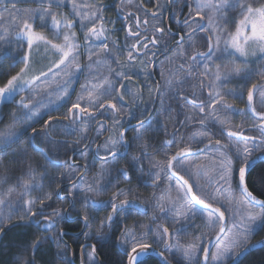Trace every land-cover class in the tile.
<instances>
[{"label":"snow or ice","instance_id":"1","mask_svg":"<svg viewBox=\"0 0 264 264\" xmlns=\"http://www.w3.org/2000/svg\"><path fill=\"white\" fill-rule=\"evenodd\" d=\"M18 0H0V19H3V11H8L10 18L14 21L15 38L18 47L23 51V55L16 59L13 63L23 64L18 72L11 75L6 83L0 86V106L4 103H17L24 109L25 126L23 131L17 130L18 120L14 116L13 124L9 126L5 133L0 134V149L10 148L12 144L17 143L23 132L31 125L28 121L36 119L39 115L37 104L32 101L36 95L44 91V86L51 79L58 81L56 89L57 100H65L70 98V82L75 74L87 71L86 82L82 86L81 94L77 96L76 101L71 104L68 113L62 120L49 116L45 121V128L51 127L53 124L62 123L63 121H71L73 124L80 123L84 120H95L96 115H104L111 111L114 115H118L123 111L122 107H118L116 101L122 104L125 94L131 93L125 83L131 77L125 71H117L112 68V63L117 67L121 66L118 59L119 48L127 49V62L132 63L138 57H146L143 63L145 65L146 75H150L147 71L148 64L161 52L168 50V40L165 38V27H160L159 22L165 7L177 3L178 0H166L164 5L157 3L155 11L148 10L142 5H135L137 12H143L145 18L141 21L139 15L135 19L136 31L133 26L128 23L133 16L131 12H124L123 8L118 11L122 14L125 21L126 39L122 45H118L117 41L109 43V35L114 29L107 28V23L115 24L114 21H106L104 16V4L82 3L80 0H35L38 7L18 9L16 7ZM151 2V0H149ZM189 7L188 17L183 20L176 19V23L185 31L182 33H173L168 30L169 36H177L176 44L179 46L174 53V58L185 59L186 64H180L178 67L181 71L185 70V76L182 79L199 78L198 87L208 88L207 100L200 99L196 96L192 99L184 96V93L177 89L179 95L186 101L191 102L194 109L198 111H189L185 113V121L199 125L201 128H209L211 124L218 125V133L226 134L227 143H221L220 140H213L211 131H198L191 137H181L183 147L168 156L166 161H152L150 176L153 178V185H158L162 180L168 181L169 194L157 198L156 207L158 215L153 220L167 217L171 214V232L167 225L157 226L154 232V239L162 242L168 251H173L167 237L184 231L190 226L197 216L206 221L209 229L208 244L212 243L214 235L217 244L216 251L211 257V264H235L238 258L251 246V238L258 227H264V200H257L256 197L248 190L246 176L254 166L253 154L264 153V91L259 92L260 109L253 105V95L261 86L252 84L247 90V108L250 110L254 119L258 120V124L251 126L252 130H257L259 135L249 136L245 134V128L241 125L232 126L229 123L230 113L239 111L243 113L244 109L237 110L233 105L224 102V96L220 92V88L224 82L231 79L233 75L239 76L241 69H228L227 65H223L224 71H221L222 64H217L231 58L241 59L245 64L248 63L250 57H257L264 60V0H183ZM11 3V8L7 7ZM66 5L71 6L69 15L53 10L62 8ZM182 11V10H181ZM194 11V15L192 12ZM23 13L22 16L12 17L11 13ZM151 15L156 23L152 25V36L149 38L147 33L149 21L148 15ZM198 18V19H197ZM37 24L41 28H48L53 33V38L49 39L43 31H37ZM143 25V27H142ZM77 28L83 33V42L77 33ZM7 31V29H5ZM187 36V43L185 37ZM199 37L203 41L205 51L196 49V40ZM133 40L134 43H129ZM58 41V42H57ZM24 44L26 49L24 50ZM41 49L47 54L51 52L58 59L52 61L50 66H46V70H41L38 74L29 75L32 71L31 56L33 51ZM116 50L115 52L113 50ZM191 55H188V52ZM87 55V63L82 65L79 58ZM173 58L166 60L171 63ZM103 66L108 69V75L99 73V68ZM202 69L198 73L196 69ZM213 68L215 69L213 71ZM163 76V73L161 74ZM244 78V77H242ZM264 80V73L261 74ZM171 86V82H168ZM119 85V86H117ZM159 91V86L158 89ZM28 92L29 96H20V100L16 101L15 97L21 93ZM115 94V95H114ZM136 95L135 93H131ZM229 95H240L236 90H227ZM39 103V102H37ZM163 104V101H161ZM43 107V105H41ZM206 108L208 111H206ZM225 115L221 116L220 112ZM3 117L0 116V120ZM119 125V122H115ZM138 136L143 134L144 124L137 125ZM105 130V125L100 124L97 137ZM73 131L86 132L87 129H73ZM36 134V129H32ZM235 141V143H233ZM176 142L175 135L172 140L166 141V145ZM193 144L197 147L193 148ZM123 147L125 152L122 153L120 148ZM128 143L124 137V130L117 132L116 138H109L105 144L97 145L95 151L98 154L101 150L107 155L104 157L105 163L114 162L118 157L125 155ZM215 150L211 156L213 167L211 170L203 164L195 163L189 157L198 156L201 152ZM24 153V149H20ZM231 153V155H230ZM6 154V153H4ZM48 159L47 154L43 153ZM84 153H82V156ZM235 157V159L233 158ZM110 158V160H109ZM136 166L139 165L141 157H134ZM259 159V158H258ZM175 162V163H174ZM80 167V166H77ZM121 174L127 177V172L121 170ZM29 180L23 181L21 187L23 191L17 196L16 203L25 211L29 221H34L38 215H44L46 208H51L52 196L50 193H44L42 198H37L39 209L36 208V199H25L32 191H42L44 185L35 180V170L29 168ZM47 175L45 172L41 176ZM78 176L77 172H73L67 179H73ZM187 177V178H186ZM83 182V178H80ZM191 181V182H190ZM243 196L238 201L242 213H237L238 222L233 223L232 229H229L226 236L225 233V210L224 204L231 208L233 200L226 192H231L233 182ZM7 183L6 177H0V185ZM93 183H96L93 181ZM67 186V185H66ZM57 189L60 188L58 184ZM175 190L176 196H171V191ZM195 189V191H194ZM12 188L8 189V193L12 192ZM83 191L84 200L87 203L91 200L92 206H104L105 202L96 201L91 198L89 193L93 191L90 184L84 183V187L80 184H74L69 189L67 198L75 199V192ZM59 195V192H57ZM119 195H124V190L118 189L114 192L111 199V212L107 216V221L111 223L114 215L125 211V206L134 203L127 197L117 202ZM11 203L0 199V205ZM144 201H141L143 204ZM259 206L261 211H254L255 206ZM62 209H52L50 215L45 216V230H51L56 227L58 220L61 218ZM4 217L0 215V225H3ZM24 220V217H20ZM10 222V217L8 218ZM85 222L88 221V215L83 216ZM103 224L104 221H101ZM162 228V231H161ZM4 234V227L0 226V235ZM98 237L100 234H97ZM148 233H142L141 238L147 239ZM57 236L62 237V230L54 233L46 239L55 240ZM202 239V238H201ZM37 241L31 245V255L24 253L14 257L16 264H36L35 253L38 251L39 244ZM131 244L130 250L127 251L128 264H143V259L154 251L152 244L147 242H138L135 235H126L122 244L124 246ZM258 243H264L260 241ZM208 244H190L186 248L176 250L182 251L183 256L187 259L188 264H209L210 249ZM202 259L197 255L201 251ZM82 249L84 246H81ZM92 253H95L96 245H91ZM27 251V250H26ZM163 260V264H167V257L163 253H157ZM90 264H98L94 255L89 256Z\"/></svg>","mask_w":264,"mask_h":264},{"label":"flooded vegetation","instance_id":"2","mask_svg":"<svg viewBox=\"0 0 264 264\" xmlns=\"http://www.w3.org/2000/svg\"><path fill=\"white\" fill-rule=\"evenodd\" d=\"M80 2L89 4H104L107 6L104 11L106 21L115 22V24L106 22L105 25L109 29H114L108 33L111 47L112 40L117 41L118 45H122L126 39V32L124 30L125 21L118 9L123 8L124 12L133 13V16L129 19L128 23L133 26V31H136V16L139 15L141 21H143L145 14L143 12L138 13L135 5L142 4L150 13L151 11L156 10L155 5L157 0H151V2H149V0H80ZM159 3L164 5L166 0H159ZM53 10L69 15L71 12V6L66 5L62 8H56L53 6ZM189 12L190 9L183 2V0H178L177 3L164 8L158 26L166 28L164 36L168 40V50L166 52L161 51L154 58V60L148 64L147 71L150 72V75H146L145 65L143 63L144 59H147L146 57H138L136 61L128 63L126 59L127 49L123 47L119 48L118 59L121 61V66L117 67L115 63H112L111 67L116 68L117 71L123 70L131 77V79L129 81H125V83L127 87L131 89V93L136 94H125L122 104L120 101H116L118 107L123 108V111L120 114L114 115L111 111H109L104 115H96L95 120H84L75 124L71 121H63L62 123L53 124L51 126L53 134L49 135L52 138V144L50 145L49 142H47L41 145V148L48 149L45 151L48 159H45L50 165H52V167L65 168L68 170H65V172L70 173V176L73 172L78 173L76 178H63L62 183L59 184L60 188L56 190V195L57 192H59V195H57L59 198L66 197L68 192L64 191V193H62V191L66 188H71L74 184H79L81 177L87 184H91L92 180L90 181V178L95 176L93 179H101L100 182H102V186H104L100 198L96 199L97 201L105 202L104 206H98L95 210H93L95 212L100 211V214L103 217L104 223L101 232H97L94 229L92 230L89 228L86 233V229H88V221L85 222L83 217L77 215L70 217L68 213L69 209L74 207L75 202L79 201L78 196L75 194V199L67 198L69 204L62 212L64 219L68 221L80 220L82 223L79 231L68 232L62 230L63 236L59 237L66 243L70 256V264H90V255H94L98 264H103L102 260L97 255V251L95 250V253H92L91 245L93 244L97 247L100 244L111 242L113 243V247L117 251L121 252V254L127 253V251L130 250L131 244L129 243L127 246L122 244L126 235H135L138 242H147L152 244L153 249H160L164 244L162 242H157V240L154 239V232L149 231V229L151 228L155 230L157 226L167 225L171 232V214L167 217L155 221L153 220V217L158 215V208L156 207L157 198L167 196L169 194V189L168 181L166 179L162 180V182L158 185H153V178L150 176V172L152 171L151 162L166 161L168 156H171L178 150V147H183L184 143H187L188 137H191L198 131H211L213 140H220L221 143H227L226 134L221 135L218 133L219 126L216 127L210 125L209 128H201L199 125L191 122L183 123L186 119V112L198 111V109L193 108L190 100L186 101L183 97H181L177 89L182 91L184 96H188L192 99H195L196 96H198L200 99L207 100L208 96V88L206 85L203 88L198 87L199 78L193 77L191 79H182L185 76L186 68L181 71L178 66L180 64H186V58H174V53L179 47L176 44L178 37L168 35L169 29L173 33H182L185 31L175 21L176 19L183 20L188 17ZM192 14L194 15V11ZM147 19L149 21L148 31L147 33L142 32L141 34L147 35L150 38L153 34L152 25L156 22L153 21L150 14L147 16ZM76 30L81 42H83V33L79 31V28ZM37 31H43L49 39L53 38L52 31L48 28L39 27V24H37ZM194 39L196 40V49L199 51H205L206 49L203 45V41L199 37ZM128 42L134 43L133 40H129ZM185 43H187V36L185 37ZM113 51L115 52L116 50L114 49ZM22 55L23 51L20 56ZM38 55L39 61H41L40 56L51 59L52 61L58 59V56H54L51 52L46 54L43 49L38 51ZM188 55H191L190 51L188 52ZM169 58H173L172 62L166 63L165 61ZM79 60L82 65L86 64L87 55H82ZM216 63L222 64V72L224 71L223 65H227L228 69L239 68L242 70L239 76L233 75L232 78L224 82L223 86L220 88V92L224 96V102L226 104L233 105L237 110H245L243 113L236 111L228 114L230 117L229 123L233 127L242 124L245 128L246 135H259L257 130L251 129V126L253 124H258L259 121L253 118L250 110L247 108V90L252 86V84H258L261 86L254 91L253 95V105L257 107V110H261L259 92L264 91V80L261 79V74L264 73V60L258 58L252 59L250 57L248 63L245 64L241 59H235L232 61L231 58H229L223 62L218 60ZM16 65L17 63L15 66ZM10 67H14L13 63ZM21 67H23V64H19V68L13 72V74H11V68L9 69V73L4 74L14 75ZM252 67H255L254 75H252ZM41 70H46V68ZM201 70L202 69L198 68L195 71L198 73ZM214 70L215 69L213 68V71ZM99 73L102 75H108V69L101 66L99 68ZM162 73L163 76L161 75ZM11 75H8L7 79ZM76 75L79 77L77 82L75 81ZM75 76L70 82V98H66L65 100H57L56 98V89L59 83L58 81L50 79L44 86V88H49L50 85L52 86V95L55 99V102L53 103V106L55 107L53 117H56L59 120H62V118L68 113V109L71 104L76 101V91L79 92V95L81 94L82 86L86 82L87 71L77 73ZM7 79L1 82L0 85L6 83ZM168 82H171V86H169ZM158 86L159 91L157 90ZM229 89L236 90L240 93V95L233 96L227 94V90ZM193 93H195L196 96H193ZM21 95L28 96V92L26 91L17 95L15 100L19 101ZM161 101H163V104ZM14 106H18V104L4 103L0 106V116L3 117V113L1 112L2 107L7 108L6 111L9 117L11 108H14ZM153 106L154 110L148 117ZM163 107L167 108V117L168 115L170 117L168 124L165 122L166 118L163 119L158 116L160 108ZM206 111H208L207 108ZM48 118L49 117L38 119V121L41 122L40 130H44L43 122L47 121ZM158 120L161 121L160 125L157 124ZM116 121L119 122L118 126L115 123ZM101 123L105 125V130L99 135V137H97V132ZM141 123L144 124L143 134L139 135V138H137V125ZM73 129H87V131L80 132L73 131ZM121 129L124 130V137L128 143L126 154L118 157L114 162L106 164L104 157L107 154L102 150L97 154L95 149L97 145L105 144L109 138H116L117 132ZM173 135H175L176 142L171 145H166L165 142L172 140ZM181 137L185 138L184 143L181 142ZM233 143H235V141H233ZM195 147H197V145L193 144V148ZM48 151L53 156H51ZM120 151L124 153L125 149L121 147ZM214 151L215 150L213 149H209L208 151L201 152L198 156L189 158L195 163L203 164L206 168L211 170L213 167L211 156ZM82 153H84L83 156ZM256 154L261 153H254L253 157ZM134 157H141L138 162L140 166H136L133 159ZM233 158L235 159V157ZM121 170H125L127 172V177L121 174ZM118 189L124 190V195H119L117 202L127 197L130 201H134V203L125 206V211L115 214L113 221L109 223L107 221V216L111 212L110 202L113 193L117 192ZM170 194L174 198L176 196L175 190L173 189ZM225 194L231 196L233 200L231 208H229L227 204L223 205V208L226 209V231L228 221H238L239 217L237 213L243 212V209L238 203V201L243 199V196L240 190L236 188L235 181L233 182L231 192H226ZM141 201H144V203L141 204ZM197 219L202 221L203 218L197 216ZM145 232L148 233L147 239H140L141 234ZM98 233L100 234L99 237L97 235ZM67 234H69L73 240L69 242L66 241L64 236ZM185 236L186 234L184 231H181L167 237V239L170 238L169 244L172 246L173 251H168L166 249L162 251L164 257H167V259L171 261L170 258L174 255V244L177 240H182V242L186 241ZM198 236L201 235L198 233L197 239L194 238L190 240L189 243L203 245L204 242L201 239L202 237ZM82 245L84 246L83 249L81 247ZM127 258L128 256L126 259ZM185 261L186 263H184ZM177 263L188 264V261L185 260L184 256H182L178 257ZM209 264H211L210 260Z\"/></svg>","mask_w":264,"mask_h":264},{"label":"trees","instance_id":"3","mask_svg":"<svg viewBox=\"0 0 264 264\" xmlns=\"http://www.w3.org/2000/svg\"><path fill=\"white\" fill-rule=\"evenodd\" d=\"M23 13L13 12L12 17L22 16ZM3 19H0V83L7 79L8 75L13 74L18 68L19 64L10 67L12 63L22 53L19 49L18 42L15 38V26L14 21L10 18L9 12L3 11ZM7 29V31H5ZM2 56V58H1ZM257 58V57H254ZM254 61V60H253ZM11 68V74L5 75L4 73H9ZM255 73V67H252V75ZM79 79L78 75L75 76V81ZM52 86L49 88H44V91L39 95H36L33 99V103L37 104V110L39 115L36 119L28 121L31 125L27 128V131L23 132L20 136L19 141L11 145L10 148L0 149V177H6L7 183L0 185V199L5 201H11V203H5L0 205V215L5 219L3 221L4 234L0 235V264H16L14 257L18 254L24 253L27 256L31 255V245L35 244L37 241H42L39 244L38 251L35 253L36 264H70L69 251L66 243L62 241L59 236L55 240L46 239V237L52 236L61 230L68 232H75L81 229L82 223L80 220L68 221L64 219L62 212L68 206L69 202L65 198H59L56 195L57 184L62 183L63 178L70 176V173L65 172V168H54L50 165L46 159L45 153L46 148H41L42 144L49 142L52 144V138L49 136L53 134L52 128H45V122H43L44 130H40L41 122L38 121L40 118H47L49 116H54L55 107L53 103L55 102L54 96L52 95ZM30 94L28 93V96ZM79 92L76 91V97ZM39 102V103H37ZM43 105V107H41ZM10 108V107H9ZM7 108L2 107L1 112L3 113V119L0 120V134L5 133L9 126L13 124V117L15 116L18 120L17 130L23 131L25 126L24 109L19 106H14L11 108V113L8 117ZM167 108H160V113L158 116L165 119L166 124L169 123V115L167 117ZM221 116L225 114L221 111ZM161 121L158 120L157 124L160 125ZM212 126H218L211 124ZM36 129V134H33L32 129ZM47 129V130H46ZM205 131V130H203ZM50 137V138H49ZM24 149V153L20 151ZM6 153V154H4ZM48 153L53 156L49 151ZM264 154V153H263ZM35 170V180L41 182L44 187L42 191H32L25 199H36V208L39 209V202L37 198H42L44 193H50L52 196L51 208H46L44 215H38L34 218V221H29L25 214V211L16 203L17 196L23 191L21 184L23 181L29 180L28 175L29 168ZM68 171V170H67ZM47 172V175L41 180V176ZM70 172V171H69ZM101 174V173H100ZM95 176L90 178L92 183L90 184L93 191L89 193L92 199L96 200L100 198L103 191L101 179H93ZM95 181L96 183H93ZM85 180L79 182L81 187H84ZM246 183L248 190L252 194L261 200H264V161L255 164L246 176ZM12 188V192L8 193V189ZM70 188H66L62 193L68 192ZM76 196H78L79 201L75 202L74 207L69 209V216L74 215L83 217L85 214L88 215V229H94L97 232H101L103 229V217L100 211L95 212V208L98 206H92L91 201L87 203L84 200V192L76 191ZM97 201V200H96ZM59 208L62 209L60 214L61 218L58 220L56 227L51 230H45V216L50 215L52 209ZM258 207H255V209ZM258 210V209H257ZM259 211L261 209L259 208ZM10 217V222L8 218ZM20 217H24L21 220ZM238 221H228V227L223 236L227 235L229 229H232L233 223ZM186 234L184 242L182 240H177L174 244V255L170 258V264H178V257H182V251L176 250L177 246L183 249L190 245V240L198 237H202L204 244L208 242L209 229L206 226V221L202 219H196L192 224L184 230ZM264 238V227H258L254 235L251 238V242L262 240ZM66 241L73 240L69 234L64 236ZM196 244V243H193ZM76 249V248H75ZM27 250V251H26ZM97 255L102 260L103 264H126V253L121 254L113 247V243H104L96 247ZM202 252L197 253L200 257ZM77 254V252H76ZM77 260V259H76ZM185 260H187L185 258ZM210 260V256H209ZM186 263V261L184 262ZM143 264H160L159 261L153 256H147L143 259ZM237 264H264V246L255 249L244 256Z\"/></svg>","mask_w":264,"mask_h":264},{"label":"rangeland","instance_id":"4","mask_svg":"<svg viewBox=\"0 0 264 264\" xmlns=\"http://www.w3.org/2000/svg\"><path fill=\"white\" fill-rule=\"evenodd\" d=\"M11 6H12L11 3H8L7 7L9 9L11 8ZM16 7L18 9H26V8H36V7H38V5L35 2V0H18V2L16 4ZM6 12H8V11H6ZM24 45H25L24 46V50H27L26 49V44H24ZM38 57H39L38 51H33L32 56H31L32 71L29 73V75L37 74V72H39V70L46 68V66H50V63L52 62L51 59H47V58L42 57V56H40L41 61H39ZM251 58L253 59L254 57H251ZM2 85H0V86H2ZM254 211L260 212L259 208H256V209L254 208ZM215 251H216V247H214V249H213V251H212V253L210 255V261H211L212 255L215 253Z\"/></svg>","mask_w":264,"mask_h":264},{"label":"water","instance_id":"5","mask_svg":"<svg viewBox=\"0 0 264 264\" xmlns=\"http://www.w3.org/2000/svg\"><path fill=\"white\" fill-rule=\"evenodd\" d=\"M154 110V106L153 108L151 109L148 117L151 115V113L153 112ZM259 158V159H258ZM253 160L255 161L254 165L257 164L258 162H261V161H264V154H256L254 157H253ZM241 192V191H240ZM257 200H261V199H258L256 198ZM130 205V204H129ZM128 206V205H127ZM257 207H259L257 205ZM226 226H227V221H226V217H225V229H226ZM223 235V234H222ZM168 240L170 241V238H168ZM260 241H264V238L262 240H258V241H253L251 242V246L243 253V255H241L238 260L235 262V264H237L244 256H246L248 253H250L251 251L255 250V249H258L262 246H264V243H258ZM216 239L215 237L213 236L212 237V243L211 244H208V242L206 244H208L209 246V249H210V252L213 248V246L215 245L216 243ZM165 250V247L164 245L160 248V249H154V251L151 252L150 255H153L154 257H156V259L159 261L160 264H163V260L161 259V257L159 255H157V253H161L162 251ZM210 254V253H209ZM202 255L203 253L201 252V255H200V258L202 259ZM126 264H128V258H127V261H126ZM167 264H169L167 262ZM229 264H231V262H229Z\"/></svg>","mask_w":264,"mask_h":264}]
</instances>
